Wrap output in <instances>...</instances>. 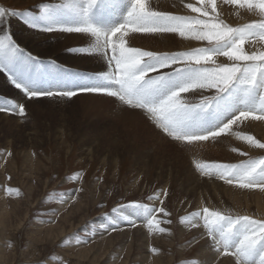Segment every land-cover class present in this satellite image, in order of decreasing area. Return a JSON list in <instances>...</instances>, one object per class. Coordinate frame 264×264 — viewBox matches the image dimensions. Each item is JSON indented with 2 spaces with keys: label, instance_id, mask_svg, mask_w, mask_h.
I'll return each mask as SVG.
<instances>
[{
  "label": "rangeland",
  "instance_id": "rangeland-1",
  "mask_svg": "<svg viewBox=\"0 0 264 264\" xmlns=\"http://www.w3.org/2000/svg\"><path fill=\"white\" fill-rule=\"evenodd\" d=\"M114 1L106 10L112 17L110 9L120 5V15L124 10L121 0ZM58 2L0 0V7L38 14L41 3ZM149 2L157 10L186 14L181 0ZM221 11L233 25L254 18L229 5H221ZM8 28L21 47L45 62L54 60L63 68L89 74L105 66L100 55L68 50L91 45L93 41L85 35L33 30L22 16L10 17ZM20 32L27 35L29 44H23ZM132 36L126 37L130 46L149 51L202 46L173 34ZM246 47L252 50L259 45L252 41ZM1 78L7 81L5 87L19 91L5 73L0 72ZM187 98L195 102L199 93ZM8 100L24 103L26 114L0 112V264H189L192 260L200 264L210 253L201 254V249L211 242L203 228H190L180 223V217L207 206L264 218V191L241 190L215 176H201L192 163L235 164L259 158L264 151L249 148L234 133L264 140V122H256L261 125L256 132L243 127L250 124L244 122L233 134L186 146L167 138L139 110L104 95L28 100L21 92L11 95L0 90V104ZM139 154L148 156L141 161ZM74 176L78 179L73 180ZM6 187L18 188L20 195L6 193ZM165 189L167 198L161 195L160 199L170 216L160 218L171 220L161 225L167 233L150 234L139 219L136 227L122 224L116 231L101 227L111 218L105 214L117 204L138 201L159 207V200L148 198ZM153 247L156 252L151 251ZM210 257L208 264H234L230 257Z\"/></svg>",
  "mask_w": 264,
  "mask_h": 264
},
{
  "label": "snow or ice",
  "instance_id": "snow-or-ice-1",
  "mask_svg": "<svg viewBox=\"0 0 264 264\" xmlns=\"http://www.w3.org/2000/svg\"><path fill=\"white\" fill-rule=\"evenodd\" d=\"M123 12L113 18L107 9L111 0H59L41 3L38 14L0 7V72L28 100L42 97L71 99L79 94H99L139 110L167 138L193 146L233 134L244 122H264V0H181L186 14L154 9L149 0H121ZM221 5L243 10L247 23H228ZM22 16L30 29L43 33L82 34L93 41L89 46L68 50L79 55H100L105 66L91 74L73 72L26 51L13 38L9 18ZM168 34L200 42L187 51H149L128 44L129 34ZM255 41L259 47H246ZM220 58H226L224 62ZM199 93L195 102L187 97ZM208 93V94H205ZM0 112L23 117L24 103L8 100ZM236 138L249 148L264 151V140L245 132ZM234 152L248 157L247 152ZM201 176H215L241 190L264 191V155L239 163H208L193 160ZM73 180L78 177H72ZM6 193L20 195L18 188ZM80 192L81 189H73ZM167 190L150 196L154 203L132 201L117 204L106 217V231L122 224L136 227L143 222L150 234H164L171 224L165 209ZM132 210L133 214H126ZM190 228H203L213 250L230 257L234 264H264V218L235 214L207 206L180 217ZM81 241L77 240V243ZM156 252V248L151 249ZM189 264H199L192 260Z\"/></svg>",
  "mask_w": 264,
  "mask_h": 264
},
{
  "label": "bare ground",
  "instance_id": "bare-ground-1",
  "mask_svg": "<svg viewBox=\"0 0 264 264\" xmlns=\"http://www.w3.org/2000/svg\"><path fill=\"white\" fill-rule=\"evenodd\" d=\"M114 1V0H113ZM113 1H111V2H113ZM115 2V1H114ZM120 8V5H118V6H116L114 9H110L111 10V13L113 14V17L115 18V19H119L120 18V12H117V10ZM245 13V12H244ZM36 33V32H35ZM22 34H24V33H22ZM34 34V33H33ZM37 34V33H36ZM25 36H22L21 35V32L19 33V35H18V37L19 38H21L22 40H23V42H26V43H23V44H29L30 43V41H29V39H28V37H27V35L26 34H24ZM29 35V34H28ZM80 35V34H79ZM15 36V35H14ZM34 38H35V36H34ZM38 38V37H37ZM28 39V40H27ZM32 40V39H31ZM75 41V40H74ZM149 42V41H148ZM142 43H143V41H142ZM149 44V43H148ZM38 52V51H37ZM34 54H36V53H34ZM42 54V53H41ZM48 54V53H47ZM43 58V57H42ZM45 59V58H44ZM59 61V60H58ZM61 63V62H60ZM67 66V65H66ZM4 81H6L4 78H1L0 79V90H9V92L11 93V95L12 94H17L18 92H20V91H16L15 89H10V87L8 88V87H5L4 85L5 84H7L6 82H4ZM7 86V85H6ZM14 100V99H13ZM241 125H243V123L242 124H240V126ZM261 125H258V124H256V122H250V124L249 125H246V126H243V127H246V129L248 128V127H250L251 129V131H254V132H256L255 131V129L257 130V127L259 128ZM260 129V128H259ZM148 156V155H147ZM146 155H141V154H139V156H137L138 157V159H140L141 161H143L144 159H145V157H147ZM143 157V158H142ZM145 162V161H144ZM187 177V179H189L192 183H193V181H192V179H191V176L190 177H188V176H186ZM142 222V221H141ZM212 247H211V245H208V247H202V249H201V254H207L208 252H210L209 254H208V258H206V259H204L203 261H201L200 262V264H208L209 263V260L211 259L212 260V258L210 257V255L211 254H214V256L216 257L219 253H216V252H214V251H212V249H211Z\"/></svg>",
  "mask_w": 264,
  "mask_h": 264
}]
</instances>
